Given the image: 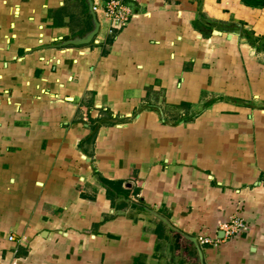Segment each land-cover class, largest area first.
Masks as SVG:
<instances>
[{"label":"crops","instance_id":"0c3cea01","mask_svg":"<svg viewBox=\"0 0 264 264\" xmlns=\"http://www.w3.org/2000/svg\"><path fill=\"white\" fill-rule=\"evenodd\" d=\"M122 2L0 0V264H264V5Z\"/></svg>","mask_w":264,"mask_h":264},{"label":"built area","instance_id":"2783aa9c","mask_svg":"<svg viewBox=\"0 0 264 264\" xmlns=\"http://www.w3.org/2000/svg\"><path fill=\"white\" fill-rule=\"evenodd\" d=\"M93 10L100 11L111 24V29H120L126 24L128 19L129 10L127 6H125L122 0H107L103 7H98L97 4L93 3ZM225 228L219 226L222 230H224L225 234L232 235L236 233L240 229H244V223L239 219H231L230 222L223 225ZM11 240L12 237L10 236ZM200 242H209L208 238L200 236Z\"/></svg>","mask_w":264,"mask_h":264},{"label":"water","instance_id":"95a60500","mask_svg":"<svg viewBox=\"0 0 264 264\" xmlns=\"http://www.w3.org/2000/svg\"><path fill=\"white\" fill-rule=\"evenodd\" d=\"M87 2H88V7H89L90 14L92 16L93 28L84 37L79 38L77 40L70 41V43H72V44L78 45V44L89 43L93 39L95 34L98 32V30H99V21H98V18L96 16L95 11L93 10V0H87ZM194 242L198 246V243H197V241L195 239H194Z\"/></svg>","mask_w":264,"mask_h":264},{"label":"flooded vegetation","instance_id":"af4514ba","mask_svg":"<svg viewBox=\"0 0 264 264\" xmlns=\"http://www.w3.org/2000/svg\"><path fill=\"white\" fill-rule=\"evenodd\" d=\"M250 1L254 4H258V5H264V0H247Z\"/></svg>","mask_w":264,"mask_h":264},{"label":"trees","instance_id":"16d2710c","mask_svg":"<svg viewBox=\"0 0 264 264\" xmlns=\"http://www.w3.org/2000/svg\"><path fill=\"white\" fill-rule=\"evenodd\" d=\"M244 3H246L247 5H258V4H254V3H252V2H250V1H247V0H244Z\"/></svg>","mask_w":264,"mask_h":264}]
</instances>
